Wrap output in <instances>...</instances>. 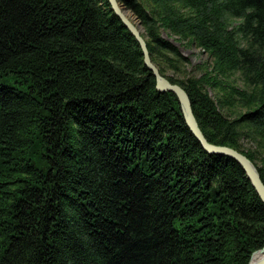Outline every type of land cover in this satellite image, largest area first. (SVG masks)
Wrapping results in <instances>:
<instances>
[{
	"label": "trees",
	"instance_id": "16d2710c",
	"mask_svg": "<svg viewBox=\"0 0 264 264\" xmlns=\"http://www.w3.org/2000/svg\"><path fill=\"white\" fill-rule=\"evenodd\" d=\"M119 1L208 141L264 182V0ZM162 30L212 69L186 75ZM237 71L251 90L225 83ZM263 246L245 170L201 146L108 0H0V264H248Z\"/></svg>",
	"mask_w": 264,
	"mask_h": 264
},
{
	"label": "water",
	"instance_id": "95a60500",
	"mask_svg": "<svg viewBox=\"0 0 264 264\" xmlns=\"http://www.w3.org/2000/svg\"><path fill=\"white\" fill-rule=\"evenodd\" d=\"M108 2L113 12L121 20L122 24L138 41L144 55V62L155 76L156 88L160 92L170 91L176 94L180 102L185 121L191 132L200 142L201 146L209 153L226 155L236 160L243 167L252 185L264 202V182L256 164L244 153L233 147L213 144L208 141L196 119L187 91L181 85L171 82L166 76L162 75L158 66L152 61L146 38L142 35V30L139 27L140 22L137 24L127 14V8L119 0H108ZM248 264H264V246L253 252Z\"/></svg>",
	"mask_w": 264,
	"mask_h": 264
},
{
	"label": "rangeland",
	"instance_id": "374dc122",
	"mask_svg": "<svg viewBox=\"0 0 264 264\" xmlns=\"http://www.w3.org/2000/svg\"><path fill=\"white\" fill-rule=\"evenodd\" d=\"M127 11H129L132 14L134 19L127 13L137 24H139L140 22L139 27L142 30V32H144V28L142 27L141 21L129 9H127ZM238 22L239 20H234V23L233 25H230V28L235 25H238ZM162 35L172 40L177 46L180 47V50L182 51V53L188 57L189 61L186 63V66H185V71L187 72L186 75H196L199 77L207 69H212V66H213L212 56L207 51H204L197 44L195 43L190 44L186 41H178L177 40L178 36L175 34H171L169 30H162ZM242 44L246 46L247 42L243 41ZM167 74L174 75L172 70H168ZM224 80H225V83L229 82L231 85H235L241 89L251 90L253 88V86H251L245 81L243 74L240 71L235 72L234 74L228 76ZM209 90H210L211 95L218 100H220L219 96H222V98H225V96L228 95L226 90H223V89L217 90V89L209 88ZM221 108L223 112L231 116H234L237 113L245 110L244 108H241V107H234L230 109L226 105L221 106ZM244 145L247 147L250 144L249 142L244 141Z\"/></svg>",
	"mask_w": 264,
	"mask_h": 264
},
{
	"label": "bare ground",
	"instance_id": "6f19581e",
	"mask_svg": "<svg viewBox=\"0 0 264 264\" xmlns=\"http://www.w3.org/2000/svg\"><path fill=\"white\" fill-rule=\"evenodd\" d=\"M127 13L134 19V17L132 16V14L129 12V11H127ZM259 256V255H258ZM257 258V257H256Z\"/></svg>",
	"mask_w": 264,
	"mask_h": 264
}]
</instances>
